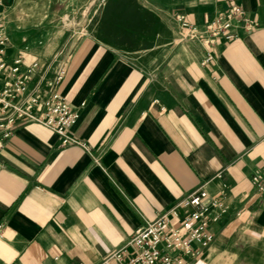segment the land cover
<instances>
[{"label":"crops","instance_id":"crops-1","mask_svg":"<svg viewBox=\"0 0 264 264\" xmlns=\"http://www.w3.org/2000/svg\"><path fill=\"white\" fill-rule=\"evenodd\" d=\"M48 2L46 17H75L74 0ZM140 2L172 37L177 15L202 26L234 4L264 23V0ZM31 33L9 32L12 57L33 60ZM172 37L139 55L89 34L65 41L48 78L64 71L58 91L80 114L67 133L86 147L36 122L6 139L0 264H117L138 228L204 184L224 191L229 212L186 264H264V193L252 180L264 173V27L214 48Z\"/></svg>","mask_w":264,"mask_h":264},{"label":"built area","instance_id":"built-area-1","mask_svg":"<svg viewBox=\"0 0 264 264\" xmlns=\"http://www.w3.org/2000/svg\"><path fill=\"white\" fill-rule=\"evenodd\" d=\"M3 8L0 0V149L18 125L35 122L53 130L63 146L74 143L86 147L67 133L80 114L71 109L58 91L64 71L48 78L50 67L45 68L39 59L27 62L22 54L11 56L10 37L1 15ZM176 17L180 26L178 43L193 41L208 48H214L220 40L229 42L240 34L264 27L263 22L236 4L202 26L190 24L184 15ZM252 180L257 191L264 193V173L254 175ZM223 193L221 190L219 194H211L205 184L190 192L167 212L159 213L138 228L112 259L117 264H186V257L194 253L193 245L206 249L214 243L211 225L229 212ZM104 264H109V260Z\"/></svg>","mask_w":264,"mask_h":264},{"label":"rangeland","instance_id":"rangeland-1","mask_svg":"<svg viewBox=\"0 0 264 264\" xmlns=\"http://www.w3.org/2000/svg\"><path fill=\"white\" fill-rule=\"evenodd\" d=\"M48 4V0H3L1 15L8 33L32 32V47L24 53L35 52L33 59L50 67L49 72L63 61L67 54L63 44L70 37L94 35L107 46L132 55L162 51L172 37V32L140 0H74L75 17L65 20L46 17ZM44 44L51 45L48 51H44Z\"/></svg>","mask_w":264,"mask_h":264}]
</instances>
